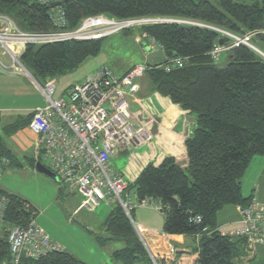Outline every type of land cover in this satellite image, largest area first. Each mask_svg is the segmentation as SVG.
Masks as SVG:
<instances>
[{
    "label": "trees",
    "instance_id": "1",
    "mask_svg": "<svg viewBox=\"0 0 264 264\" xmlns=\"http://www.w3.org/2000/svg\"><path fill=\"white\" fill-rule=\"evenodd\" d=\"M63 1L60 5H63L68 29H75L84 18L99 14L116 19H187L239 36L252 34L251 43L264 53L260 49L264 48V0H248L247 4L219 0L218 7L208 0ZM50 8V4L38 0H0V14L9 16L20 29L29 32L54 29ZM140 31L160 44L168 60L182 59V65L169 71L163 67L168 60L147 63L149 69L140 79V86L146 93L157 92L188 110L194 115L196 125L184 142L185 167L173 158H166L158 166L147 165L127 191L134 192L138 202L152 199L160 203L164 233L198 236L197 242L193 240L187 250H179L172 244L176 257L189 255L190 264H235L246 253L245 240L222 236L216 214L224 206H245L250 202L241 193V178L253 157H264V57L240 44L224 50L229 54L228 63L219 67L210 55L223 37L218 31L175 22L143 24ZM102 40L29 45L21 61L40 85L48 79L67 75L88 58L96 57ZM32 115L33 112L25 120L6 126L5 132L13 133L28 125ZM0 156L7 161L3 170L19 165L5 147L1 133ZM26 202L18 195L8 194L0 227V264L11 258L8 229L25 226L36 213ZM195 216L201 217L197 224L189 221ZM104 229L105 236L97 238L101 244L107 241L123 244L112 254L116 260L122 264L150 263L144 245L120 206L111 207ZM19 264L86 263L60 250L37 259L22 257Z\"/></svg>",
    "mask_w": 264,
    "mask_h": 264
},
{
    "label": "built area",
    "instance_id": "2",
    "mask_svg": "<svg viewBox=\"0 0 264 264\" xmlns=\"http://www.w3.org/2000/svg\"><path fill=\"white\" fill-rule=\"evenodd\" d=\"M38 1L49 5L63 0ZM62 6L61 4L50 8L49 17L54 29L49 31H24L9 16L0 14V44L10 56V67L19 66L25 74H29L20 62V57L29 45L101 39L137 24L163 21L185 23L171 18L116 19L99 14L84 18L75 29H68L65 26ZM217 31L229 41L224 45H214L210 52L213 60H216L222 51L240 44L251 49L254 47L250 41L252 34L239 36L222 29ZM150 41L155 42V45L148 46L147 52L153 53L152 51L158 50L160 46L154 39L150 38ZM181 64L182 59L173 58L163 67L169 71ZM147 69V63H138L122 76H117L110 68L99 67L82 83L72 85L66 96L56 99L52 98L55 80H47L45 85H39L46 105L33 111L27 127L37 137L34 147L37 161L53 172L58 180L80 194V209L92 212L101 203L110 207L120 206L144 245L150 258L149 264H190V259L186 262L185 256L176 257L172 244L168 245L167 252H163L165 255L160 256L159 250L155 249L154 252L146 243L145 235L156 233L134 222L132 212L136 207L154 208L161 212L162 206L152 199L138 202L135 193L127 191L129 183L111 165V158L118 148H132L149 139L143 128L132 124L127 100L140 90L139 81ZM6 165L7 161L0 156V173ZM7 204V195L0 192V225ZM238 209L241 217L240 227L232 232H221V235L242 237L247 252L257 246H264V204L251 200L245 206L238 205ZM34 215L36 213L32 214L25 226L10 229L7 241L12 264H18L22 257L37 259L49 252L61 250V247L35 223ZM189 221L197 224L201 217L195 216ZM206 230L204 227L203 231Z\"/></svg>",
    "mask_w": 264,
    "mask_h": 264
},
{
    "label": "crops",
    "instance_id": "3",
    "mask_svg": "<svg viewBox=\"0 0 264 264\" xmlns=\"http://www.w3.org/2000/svg\"><path fill=\"white\" fill-rule=\"evenodd\" d=\"M158 52L159 51L156 53ZM225 52L227 53V51ZM150 54L151 53L146 55L148 57L143 63H153V61L151 62ZM157 55L162 58L161 62H166L168 60L162 52ZM228 59L229 54L227 53V60ZM154 63H157L156 59ZM10 65L11 59L9 54L5 49L0 47V133L3 136L5 147L17 160L18 156L23 157L27 150H30L31 159L35 161L37 159L34 147L37 137L29 130L27 125L13 133L5 132L4 128L18 120H25L26 116L32 113L36 108L45 106L46 99L41 92L39 84L31 75L25 74L19 66L10 67ZM87 76L88 75L84 76L81 81L74 84L82 83ZM56 79L57 78H54L55 82ZM72 85H70L68 89ZM68 89L64 95L62 94L60 96H66ZM127 100L132 124L135 127L143 128L148 134L149 139L132 148H118L117 153L111 158V165L114 170L121 173L125 180L131 184L147 165L158 166L166 158H173L181 167H185L187 164V155L184 142L192 135L195 128L196 120L194 115L188 110H184L177 104H174L169 97L162 96L157 92L146 93L141 86L138 93ZM252 164L253 167H251ZM263 170L264 158L253 157L241 180V193L243 197L249 198L250 201L255 200L261 204H264V194L258 188L257 178L259 173ZM9 175L10 166L6 167L0 173V192L6 195L14 194L10 193V184L4 182L5 176ZM58 182L61 185H66L64 182ZM68 191V193H72L73 195L75 193L69 186ZM21 198L26 200V203L35 209L30 201L23 197ZM79 206L80 203L74 208L73 213L76 214L82 211ZM224 207L216 214L217 228L220 232H232L239 226L240 212L238 205L232 206V210H228V208ZM94 211H92V213ZM108 214L109 210L106 217ZM221 214H223V216H221ZM162 216L163 222L158 229L148 228L155 231L156 234L145 235L146 243L153 246L154 251L155 249H162L159 248L162 244L164 250H166V244H175L179 250H187L193 244V240L197 242L196 236L168 235L164 233L162 230L164 215L162 214ZM106 217L104 216L105 219ZM54 242L61 247V250L66 251V248H63L60 243ZM260 247L264 246H257L250 252L246 251L245 255L237 258L235 264H245ZM70 253L73 254L72 252ZM183 256H185L186 262L190 259L189 255Z\"/></svg>",
    "mask_w": 264,
    "mask_h": 264
},
{
    "label": "rangeland",
    "instance_id": "4",
    "mask_svg": "<svg viewBox=\"0 0 264 264\" xmlns=\"http://www.w3.org/2000/svg\"><path fill=\"white\" fill-rule=\"evenodd\" d=\"M208 1L216 7L219 6V0ZM234 2L241 4L249 3L248 0H234ZM171 19L185 22L184 24L188 25L208 28L213 31H217V29H219L218 27L199 21L174 18ZM120 21L123 22L125 20ZM154 23H167V21ZM141 25L143 24H137L133 27L127 28V30L130 29L129 31H124L126 30L124 29L121 32L101 38L103 39L101 41V49L96 57L88 58L82 64H80L75 71L56 79L55 90L52 94V98L56 99L60 95H64L70 85L81 81L84 76L93 73L99 67H108L117 76H122L133 65L143 63V61H145L148 57L146 55L149 54L147 50L152 45H155V42L152 43L146 34L141 33ZM157 44L160 46L159 43ZM8 45L10 44L8 43ZM0 47L3 48L1 44ZM260 49L264 51V48L260 47ZM154 51L155 50H153V53L150 54L151 62L153 61L154 63L155 59L157 63L161 62L162 58L157 55L161 52L160 47L158 50L155 52ZM157 51L159 52L156 53ZM21 58L22 57H20V62L24 66ZM216 63L219 67H224L228 63L227 53L222 52L220 57L216 59ZM25 69L27 70V73L31 75L26 67ZM52 79L54 80V78ZM46 81L40 84V86L45 85ZM30 152V150H27L23 157L18 156L19 165H11L10 175L5 176L4 182L10 184V193H14L30 201L36 209V215L33 216L35 223L39 227L43 228L54 241L60 243L63 248H66V251L72 252L84 263L122 264L121 261L116 260L112 256L114 251L123 247L122 242L107 241L101 244L97 239L103 238L105 236V229L103 225L105 219L104 216L106 217L107 212L111 209V207H108V205L105 203H101L93 213L90 211L87 212L85 209H82V211L79 213H73L74 208L81 201L80 194L77 192H75L74 195L72 193H68V184L61 185L58 182L61 180L57 181L44 175L43 173L37 172L35 170V164L39 161L36 160L31 162ZM256 157L264 158L262 156ZM251 167H253V164ZM257 181L258 188L264 194V170L259 173ZM224 208L232 210V206H225ZM132 215L134 222L147 228L158 229L163 222L162 214L154 208L136 207ZM221 216H223V214H221ZM240 223L241 217L238 227H240ZM13 227L16 226H12L8 229L7 238L10 234V229ZM151 247L153 248V246ZM165 247L166 250H164L163 244L162 246H159V248H162L159 249L160 256H164L165 254L163 252L168 251L167 244ZM4 264H12L11 258L10 261H6ZM245 264H264V247L258 248L255 254Z\"/></svg>",
    "mask_w": 264,
    "mask_h": 264
},
{
    "label": "water",
    "instance_id": "5",
    "mask_svg": "<svg viewBox=\"0 0 264 264\" xmlns=\"http://www.w3.org/2000/svg\"><path fill=\"white\" fill-rule=\"evenodd\" d=\"M66 0H64L62 3H65ZM57 5H60V2H53L50 4V7H54V6H57ZM229 41V39L227 37H221L219 40H218V43L220 45H224L225 43H227ZM253 50H255L256 52H258L260 55L264 56V53L262 51H260L259 49H257L255 46L253 47ZM35 170L39 173H43L44 175L48 176V177H51L55 180H58L57 176L51 172L49 169H47L44 165H42L41 163L37 162L35 164Z\"/></svg>",
    "mask_w": 264,
    "mask_h": 264
},
{
    "label": "bare ground",
    "instance_id": "6",
    "mask_svg": "<svg viewBox=\"0 0 264 264\" xmlns=\"http://www.w3.org/2000/svg\"><path fill=\"white\" fill-rule=\"evenodd\" d=\"M163 210V209H162Z\"/></svg>",
    "mask_w": 264,
    "mask_h": 264
}]
</instances>
